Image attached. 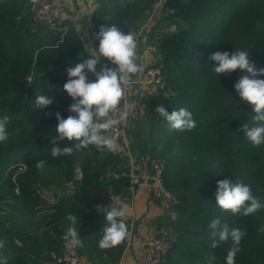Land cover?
I'll list each match as a JSON object with an SVG mask.
<instances>
[{"label": "trees", "instance_id": "1", "mask_svg": "<svg viewBox=\"0 0 264 264\" xmlns=\"http://www.w3.org/2000/svg\"><path fill=\"white\" fill-rule=\"evenodd\" d=\"M37 1L0 0V117H10L9 140L0 144V239L7 241L0 251L8 264H59L51 252L61 249L71 213L80 219L84 246L79 253L86 263L118 264L127 238L113 248L99 247L107 221L96 206L111 208L116 196L121 202L132 199L129 175L121 169L126 155L119 145L116 154L89 146L52 157L55 113L67 118L73 103L63 90L66 69L92 54L73 19L63 18L64 29L34 20ZM153 1L95 0L94 28L115 24L131 33L143 24ZM160 23L175 27L163 32L157 30ZM148 32L163 64L165 89L153 94L154 106L149 102L144 112L151 121L147 138L134 137L131 150L138 161L145 155L165 161L164 183L178 198L171 246L159 264H204L210 256L216 257L213 264H225L231 241L211 247L209 225L217 217L247 232L235 264H264V233L257 232L264 209L242 216L215 204L217 181L223 179L243 181L264 201V144L253 147L242 130L254 126L252 106L234 88L244 72L217 75L209 59L216 51L245 50L257 68L264 67V0H163ZM104 66L113 67L101 56L97 71ZM88 79L95 77L88 73ZM37 93L53 96L54 103L36 109ZM160 104L169 112L189 110L196 127L169 130L155 111ZM65 146L70 142L60 144ZM40 160L47 161L43 174L35 168ZM44 189L53 192L54 202L47 201Z\"/></svg>", "mask_w": 264, "mask_h": 264}, {"label": "clouds", "instance_id": "2", "mask_svg": "<svg viewBox=\"0 0 264 264\" xmlns=\"http://www.w3.org/2000/svg\"><path fill=\"white\" fill-rule=\"evenodd\" d=\"M99 6V5H98ZM110 20V19H106ZM99 40L98 52L89 55L74 67L69 66L67 71V82L63 90L71 97L73 103L69 106L70 113L63 118L59 112L55 113L58 121L55 127L56 135L51 142L56 145L51 149L52 157L71 156L74 151L87 149L94 146L101 153L118 152L116 138L107 135L109 130L121 124L123 117L115 118L114 113L125 97V88L132 83V77L141 71L138 65V44L132 33H125L115 24L111 26L101 25L97 33ZM107 58L113 67L104 66L97 71L100 57ZM212 61L211 71L217 75L229 74L237 69L244 72L234 84L239 97L252 106L254 115L252 120L254 126H243L245 137L253 147L264 144V67L257 68L251 61L249 52L245 50L216 51L209 57ZM87 70V71H86ZM88 73L94 77L89 81ZM35 108L42 109L54 103L53 96L37 93L35 97ZM155 111L167 121L169 130L185 131L196 127L192 113L185 109L167 111L163 104L156 107ZM74 114V115H72ZM10 117H0V144L9 140L8 125ZM64 141L70 142L71 146L60 147ZM47 161L40 160L35 168L43 174ZM215 204L223 211H230L233 215L249 216L264 209V201L254 196L250 186L243 181L236 180L235 183L229 179L217 181L215 192ZM98 212L106 213V225L103 227V235L99 240L101 249L113 248L128 238L131 233L125 222L127 206L113 205L106 208L97 205ZM176 220L178 213H169ZM66 220L69 226L64 230L62 239L70 250L83 247V241L79 235L80 219L71 213L67 214ZM212 237L211 247L215 248L218 243L231 241L225 258V264H235L237 253L241 251V241L247 235L246 230L238 227L230 228L228 223H221L219 217L214 218L209 225ZM258 233H264V224L257 228ZM218 238V240L216 239ZM6 239H0V250H3ZM215 256L208 257L204 264H213ZM0 264H8V258L0 251Z\"/></svg>", "mask_w": 264, "mask_h": 264}, {"label": "crops", "instance_id": "3", "mask_svg": "<svg viewBox=\"0 0 264 264\" xmlns=\"http://www.w3.org/2000/svg\"><path fill=\"white\" fill-rule=\"evenodd\" d=\"M94 5L95 0H62L59 9L62 19L67 17L73 19L81 40L85 44L88 52L92 55L95 54V51L98 52L99 48V40L95 34L96 29L94 28V22L91 20L92 11L95 7ZM147 23L148 14L143 24H141L138 29L131 32L138 44L137 51L139 59L137 63L141 67V71L147 63L151 64L157 61L154 42L148 40L149 32ZM155 92H157V94L160 93L156 88L148 89L144 86H137L134 88L133 105L136 114L130 118L128 126L130 146L133 139H137L138 137L139 139L141 138V141H145L148 136L149 129L151 128V121L149 116L144 115V112L150 109L151 104H149V102H152V106H154L153 94H155ZM131 130H134V134ZM107 135L112 136L110 132H108ZM117 144L119 146L118 141ZM118 148H120V146ZM150 158L149 155H145L141 161H138L135 157L133 171L139 175L145 172L149 167ZM124 166H128L127 160ZM43 193L49 203L54 202L55 197L51 190L44 189ZM118 203L120 206H127L125 219L129 220V231L131 233L129 242H126L125 249L123 250L118 264H145L143 242L157 232L166 229L168 226H172L173 219L169 213L172 212L173 209L165 205L161 199L154 198L144 186L136 187L130 201L121 202L119 199ZM81 264H87L84 258Z\"/></svg>", "mask_w": 264, "mask_h": 264}, {"label": "built area", "instance_id": "4", "mask_svg": "<svg viewBox=\"0 0 264 264\" xmlns=\"http://www.w3.org/2000/svg\"><path fill=\"white\" fill-rule=\"evenodd\" d=\"M62 0H38L34 7V20L45 22L55 29H64L62 17L60 16V5ZM163 0H154L151 7L147 9L148 22L153 23L158 19L162 9ZM99 29L95 30L97 35ZM163 64L156 61L146 64L144 69L134 74L132 83L125 88V97L122 99L116 112L115 118L123 117L120 125L109 130L112 137L116 138L122 151L126 155L127 165L130 168L128 190L133 194L136 187L144 186L153 197L161 199V201L170 206L172 209L178 203V198L171 193L164 183L165 161L161 158H150L149 167L142 174L133 171L135 165V156L130 148V139L128 136V126L130 118L135 116L136 111L133 105L134 88L144 86L148 89L156 88V90L165 89V78L163 75ZM30 79V76H28ZM118 175V174H116ZM174 211V209H173ZM172 230L164 229L151 236L143 242L144 245V262L145 264H159L162 257L167 253L171 246ZM130 236L127 238L129 242ZM17 243L19 240L15 239ZM52 257L59 264H81L83 257L79 253V248L70 250L63 242L58 252H51Z\"/></svg>", "mask_w": 264, "mask_h": 264}, {"label": "rangeland", "instance_id": "5", "mask_svg": "<svg viewBox=\"0 0 264 264\" xmlns=\"http://www.w3.org/2000/svg\"><path fill=\"white\" fill-rule=\"evenodd\" d=\"M146 20V19H145ZM154 22H155V20H154ZM150 24H152L151 22H148L147 23V26H149ZM159 26H161L162 28H159V26L157 27V30H161V31H163V32H166V31H170V30H173L174 29V25L173 24H170V25H168L167 27H164L163 25H162V23H160V24H158ZM148 28V27H147ZM131 147V146H130ZM14 165H12V167H13ZM19 169V168H18ZM136 189V188H135ZM135 191V190H134ZM154 198H156V197H154ZM168 207H170V206H168ZM175 220H172V223L174 222ZM173 226V225H172ZM172 226H168L167 228H166V230L167 229H171L172 231H173V229L171 228Z\"/></svg>", "mask_w": 264, "mask_h": 264}, {"label": "water", "instance_id": "6", "mask_svg": "<svg viewBox=\"0 0 264 264\" xmlns=\"http://www.w3.org/2000/svg\"><path fill=\"white\" fill-rule=\"evenodd\" d=\"M122 171L125 173V174H129V172H130V168H129V166H123L122 168ZM118 201H119V197L118 196H116V197H114V199H113V201H112V206L113 205H116L117 203H118Z\"/></svg>", "mask_w": 264, "mask_h": 264}]
</instances>
